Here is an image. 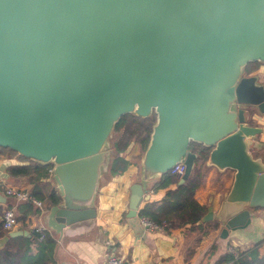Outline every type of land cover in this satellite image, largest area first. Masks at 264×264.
Instances as JSON below:
<instances>
[{
    "label": "water",
    "instance_id": "water-1",
    "mask_svg": "<svg viewBox=\"0 0 264 264\" xmlns=\"http://www.w3.org/2000/svg\"><path fill=\"white\" fill-rule=\"evenodd\" d=\"M253 61L264 63V0H0V147L52 164L60 201L42 221L60 236L95 217L115 123L154 113L131 214L149 176L183 162L184 180L194 141L210 148L207 164L234 170L217 212L198 221L221 218L226 236L264 207V163L248 150L264 132L247 121L264 113V81L243 74ZM16 235L30 233L0 246Z\"/></svg>",
    "mask_w": 264,
    "mask_h": 264
},
{
    "label": "crops",
    "instance_id": "crops-1",
    "mask_svg": "<svg viewBox=\"0 0 264 264\" xmlns=\"http://www.w3.org/2000/svg\"><path fill=\"white\" fill-rule=\"evenodd\" d=\"M243 74H256L260 81H264V63L248 62L244 66ZM253 109L256 113L248 118V123L264 126V113ZM249 138L250 154L254 158H260L264 163V132ZM108 148V163L101 169L93 198L95 217L87 224L69 226L60 236L49 231L42 221L43 214L55 204L50 203L47 192L55 189L58 194L51 178L52 166L38 183L43 189V197L42 207L36 208L29 201H16L5 193V188L10 186L27 190L32 194L34 182L28 175H12L8 169L10 165L26 164L28 161L22 159L16 152L0 148V164H4L1 170L4 176L0 179V196L3 199L0 202V217L4 208L13 207L17 223L12 230L23 229L30 233L32 227L41 226L48 231L55 239V246L53 257L43 264H105L109 251L120 254L125 264H227L221 259L230 245L246 258H264V207L261 206L250 207L248 225L234 230L229 229L226 236L222 235V220L216 216L204 222L169 230L164 228L145 230L140 222L138 209L146 201L159 200L167 189L174 187V184L169 183L155 189V184L160 181L162 175L149 176L146 179L145 193L148 197L141 200L135 214H131L128 206L130 186L144 180L141 166L144 150L142 151L139 142L130 141L120 153L128 160L127 167L121 173L111 174L108 168L112 157L111 143L108 144ZM205 166L202 183L195 190L194 198L204 205L206 210L211 206L215 214L231 187L234 170L219 169L207 164L206 161ZM59 201L60 198L57 202Z\"/></svg>",
    "mask_w": 264,
    "mask_h": 264
},
{
    "label": "trees",
    "instance_id": "trees-1",
    "mask_svg": "<svg viewBox=\"0 0 264 264\" xmlns=\"http://www.w3.org/2000/svg\"><path fill=\"white\" fill-rule=\"evenodd\" d=\"M152 114V116L140 117L133 113H125L115 123L112 129L114 136L110 140L112 157L108 165L111 174L121 173L127 167L129 162L120 153L130 141L139 142L142 151L146 148L155 119V114ZM188 148L196 153L190 173L181 182L177 175L169 171L163 174L154 188L169 183H173L174 187L167 189L159 200L146 201L137 211L139 216L148 217L153 222L163 225L165 230L194 224L200 220L206 210V207L194 198V192L202 183L205 161L210 148L194 141L190 142ZM21 158L28 163L10 165L9 172L12 175H28L34 182L32 195L42 201L43 189L38 183L41 182L40 178L48 173L52 164H41L22 156ZM46 195L50 203H56L59 199L55 189H50ZM5 235L6 232L2 229L0 220V237ZM54 246L55 239L47 230H44V235L40 239L33 230H30V236H9L0 246V264H43L53 257ZM221 260L227 264H264V258H246L242 256V253L234 258L226 252Z\"/></svg>",
    "mask_w": 264,
    "mask_h": 264
},
{
    "label": "built area",
    "instance_id": "built-area-1",
    "mask_svg": "<svg viewBox=\"0 0 264 264\" xmlns=\"http://www.w3.org/2000/svg\"><path fill=\"white\" fill-rule=\"evenodd\" d=\"M184 169H185L184 163L179 162L175 164L169 170V172L171 174H175L178 177H180L184 173ZM5 193L13 197L16 201H29L36 208L42 207V201L37 197L33 196L31 192L27 190L8 186L5 188ZM139 218L145 230H154V229L163 228V225L153 222L148 217L140 216ZM0 220H1L2 229L5 230L6 232L11 231L17 223V216L15 209L13 207L4 208L2 210ZM31 230L36 232L37 238L40 239L44 235L45 228L41 226H34L32 227ZM227 252H229L234 258H237L239 255V251H237L233 245L227 247ZM105 264H125V261L120 254H117L114 251H109L106 255Z\"/></svg>",
    "mask_w": 264,
    "mask_h": 264
},
{
    "label": "rangeland",
    "instance_id": "rangeland-1",
    "mask_svg": "<svg viewBox=\"0 0 264 264\" xmlns=\"http://www.w3.org/2000/svg\"><path fill=\"white\" fill-rule=\"evenodd\" d=\"M153 114H151L150 116H152ZM154 118H155V116H154ZM155 120V119H154ZM112 136H114L113 135V132L111 131V133H110V135H109V137H108V139H107V142H108V144H110V140H111V138H113Z\"/></svg>",
    "mask_w": 264,
    "mask_h": 264
}]
</instances>
